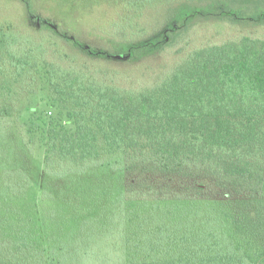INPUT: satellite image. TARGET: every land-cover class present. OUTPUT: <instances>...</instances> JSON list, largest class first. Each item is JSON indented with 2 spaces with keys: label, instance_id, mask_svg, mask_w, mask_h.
<instances>
[{
  "label": "trees",
  "instance_id": "16d2710c",
  "mask_svg": "<svg viewBox=\"0 0 264 264\" xmlns=\"http://www.w3.org/2000/svg\"><path fill=\"white\" fill-rule=\"evenodd\" d=\"M17 1L24 21L0 10V264H264V37L189 45L147 86L117 78L197 19L264 24V0ZM92 9L106 33L69 31ZM36 82L48 110L21 118Z\"/></svg>",
  "mask_w": 264,
  "mask_h": 264
},
{
  "label": "rangeland",
  "instance_id": "374dc122",
  "mask_svg": "<svg viewBox=\"0 0 264 264\" xmlns=\"http://www.w3.org/2000/svg\"><path fill=\"white\" fill-rule=\"evenodd\" d=\"M68 1V0H44V3L47 8H45L43 13L50 14V11H54L53 7L58 8L59 10H63L66 5L61 7V2ZM76 5L79 6V9L83 8V6L86 7L84 0H72ZM264 2V1H263ZM35 8L36 11H41V3L35 2ZM3 8H7L9 10L8 14L11 16H16L20 10L19 16L21 17L22 21L23 15H25V9L20 5L19 1L17 0H0V10H3ZM245 8V7H243ZM257 9H259V6H256ZM252 7H249V10H251ZM61 13V11H59ZM86 12V11H85ZM80 12L77 13V21L78 24L74 21L70 23L71 28L69 31H71L73 34L80 36L81 34H85L86 32L93 31L95 29L100 30L101 32L106 33V28H102L103 22L100 19V13L101 11H96L92 9L90 13ZM23 13V15H22ZM54 13V12H53ZM14 14V15H13ZM39 15L43 16L41 12H38ZM18 17V16H17ZM156 13L150 12L147 14H142L139 18V34L141 35H148L151 33V31H156L158 28L159 19L157 18ZM61 18V17H60ZM104 19L107 21V18L104 17ZM199 20V22H195L189 28L182 32L181 36L176 38L174 41H171L168 45H166L162 50L159 52L154 53L151 55L150 60L148 61V58L144 60H135L133 62L129 63H122L119 65L121 71L117 78L122 80V83L126 86H132V87H142L147 86L151 84L152 77L155 76V74L162 71L166 66V61L172 57H177L180 53H182V50L187 48L189 45H197L201 43H208V42H222L224 40L235 38L239 36L240 34H248V35H254L259 37H264V24H256L249 21L239 22V23H232L228 19L223 20ZM61 26L66 27L68 24L67 20L61 19ZM164 24V21H162L161 25ZM106 26V23H105ZM67 28V27H66ZM40 34L42 35L43 30H38ZM154 33V32H153ZM99 35V36H98ZM103 34L99 33V31L95 32L96 36L95 40L94 37H87L85 36L82 39V42L87 45H94V46H102V41H100V36ZM146 35V36H147ZM107 38V36L104 35V39ZM96 43H95V41ZM113 49H116L115 47ZM154 56V57H153ZM118 65V64H117ZM112 67V66H111ZM117 69H119L118 66L115 65ZM125 73V74H124ZM34 91L31 94H28L25 97L24 102H22V111H21V118H24L27 115L26 108L29 106H34L36 108H39L41 110H48V89L43 84H38L36 82V85L34 86ZM43 150L41 148H38L34 151L33 156V164H35L36 171L38 172L40 168L42 167L43 162ZM35 176V174H34ZM33 179L36 182V176ZM34 182V181H33ZM34 182V183H35ZM37 198L39 195V188L37 186L34 187Z\"/></svg>",
  "mask_w": 264,
  "mask_h": 264
}]
</instances>
